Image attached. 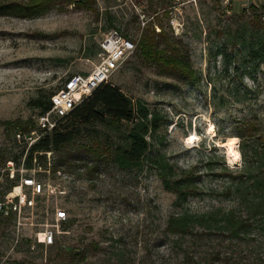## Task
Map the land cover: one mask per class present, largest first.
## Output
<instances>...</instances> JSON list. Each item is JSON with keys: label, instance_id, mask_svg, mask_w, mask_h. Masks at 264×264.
Masks as SVG:
<instances>
[{"label": "rangeland", "instance_id": "obj_1", "mask_svg": "<svg viewBox=\"0 0 264 264\" xmlns=\"http://www.w3.org/2000/svg\"><path fill=\"white\" fill-rule=\"evenodd\" d=\"M147 27L158 34L159 50L188 62L194 83L143 60L138 43ZM110 32L136 48L107 83L162 117L149 155L197 177V195L181 209L149 166L125 171L107 158L131 124L81 126L70 146L46 155V165L34 161L32 169L24 168L29 147L16 134L36 128L34 101L67 77L92 70ZM262 41L264 0H0V202L8 207L6 198L17 197L13 215H0V264L264 261V223L258 221L232 241L166 230L168 219L184 210L245 215L235 193L224 189L228 175H238L244 165L234 137L241 122L258 125L264 144V51L248 56ZM229 141L236 159L228 154ZM7 157H17L18 166ZM24 179L33 186H24ZM8 181L14 186L4 196ZM59 212L64 216L57 218ZM49 230L56 246H38ZM87 248L90 255L70 262V254ZM211 251L221 253L219 261L210 260Z\"/></svg>", "mask_w": 264, "mask_h": 264}, {"label": "trees", "instance_id": "obj_2", "mask_svg": "<svg viewBox=\"0 0 264 264\" xmlns=\"http://www.w3.org/2000/svg\"><path fill=\"white\" fill-rule=\"evenodd\" d=\"M47 1L44 0L45 4ZM254 26L258 27L259 25L256 23ZM159 34H162L161 30ZM157 35L152 27H147L142 33L138 47L143 60L150 65L163 68V70L179 73L194 83L195 77H193V71L188 62L183 60L179 62L177 56L165 55V51L159 50L158 42L155 39ZM259 50L264 51V41L256 50H251L248 56L252 59L257 58ZM53 93L34 101V106L39 109L38 114L49 110V99ZM107 122H123L132 125L128 134L120 138V141L114 144L110 152L106 153L111 163L125 171L138 169L144 164L149 166L157 173L163 188L176 196L173 203L175 208L181 209L189 197L197 195L195 185L197 177L192 172L179 171L163 156L149 155V139L159 129L162 117L157 112H150L142 103H134L119 88L110 83H103L97 87L67 116L57 121L51 132L27 148L24 168L32 169L34 161L46 165V155L48 153L57 154L70 146L81 126L104 125ZM3 126L8 131L9 123H3ZM259 128L253 123L241 122V127H238V131L234 133V137L239 139V152L244 165L238 175H228V184L224 189L228 194L235 193L239 205L245 208V215H237L234 211L219 209L203 214H190L184 210L168 219L166 230L170 234L180 235V237L215 234L218 235V238L232 241L239 240L241 235L247 234L253 222L264 223V144ZM19 142L23 143V141ZM24 145L26 148L25 143ZM23 154L22 151L20 156ZM7 158L5 162H12L18 166L17 157ZM225 170L229 171L226 167ZM13 186V183L8 181L2 194L5 196ZM0 215L2 216L1 213ZM11 215L13 212L10 206L8 216ZM260 227L264 230V224ZM195 229L199 232H195ZM198 240L199 238L193 240L191 244L196 245ZM52 245L55 247L56 241ZM38 246L42 247L41 244ZM90 254L91 250L87 248L81 252L70 254L69 260L72 263L76 259H84ZM220 256L219 251H211L210 260L219 261ZM189 259L191 264H210L208 258L197 257L193 260L191 257ZM255 264H264V261Z\"/></svg>", "mask_w": 264, "mask_h": 264}, {"label": "built area", "instance_id": "obj_3", "mask_svg": "<svg viewBox=\"0 0 264 264\" xmlns=\"http://www.w3.org/2000/svg\"><path fill=\"white\" fill-rule=\"evenodd\" d=\"M135 44L127 37L110 32L105 35L99 43L98 63L88 73L75 74L67 77L62 86L50 96V108L43 114H37L35 117L36 128L30 131L26 136L21 137L19 133L16 138L23 141L28 147L37 142L45 134L51 132L56 126L57 121L67 116L78 104L91 95V93L103 83H107L110 77L127 61L135 51ZM11 164V163H10ZM23 185L32 187L33 181L24 179ZM40 187L37 186V192ZM6 198L8 207L13 206L16 211L17 205L13 200ZM25 202V198H21ZM16 203V202H15ZM5 203L0 202V213L8 216ZM64 216V213H58L57 218ZM40 244H52V231H46Z\"/></svg>", "mask_w": 264, "mask_h": 264}, {"label": "bare ground", "instance_id": "obj_4", "mask_svg": "<svg viewBox=\"0 0 264 264\" xmlns=\"http://www.w3.org/2000/svg\"><path fill=\"white\" fill-rule=\"evenodd\" d=\"M233 145H234V143L232 141H229L228 143L225 144V146H226V148H227V150L229 152L228 154L231 155L232 159H236L237 158V153L232 149Z\"/></svg>", "mask_w": 264, "mask_h": 264}]
</instances>
